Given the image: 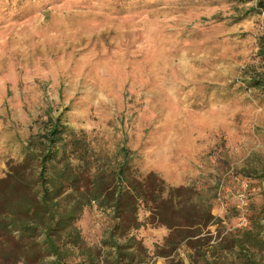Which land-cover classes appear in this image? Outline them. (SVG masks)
<instances>
[{
  "label": "rangeland",
  "instance_id": "1",
  "mask_svg": "<svg viewBox=\"0 0 264 264\" xmlns=\"http://www.w3.org/2000/svg\"><path fill=\"white\" fill-rule=\"evenodd\" d=\"M252 5L0 0V177L46 114H60L96 149L113 155L126 146L141 173L173 186L219 184L224 225L244 227L250 202L264 198V181L239 172L264 168V97L242 83L264 31V11ZM107 219L89 206L76 225L96 243ZM141 234L152 254L161 242L150 229Z\"/></svg>",
  "mask_w": 264,
  "mask_h": 264
},
{
  "label": "trees",
  "instance_id": "2",
  "mask_svg": "<svg viewBox=\"0 0 264 264\" xmlns=\"http://www.w3.org/2000/svg\"><path fill=\"white\" fill-rule=\"evenodd\" d=\"M251 1L248 10L264 11V0ZM242 83L264 97V31ZM46 115L0 177V264H142L152 257L186 264L180 250L187 264L195 255L221 264L220 252L235 264H264V198L250 202L244 227L227 229L212 212L213 201L224 197L219 184L169 185L156 172H139L126 146L113 155L96 149L60 114ZM239 172L264 181V168ZM89 206L108 217L96 243H87L76 225ZM145 226L168 230L152 254L140 235Z\"/></svg>",
  "mask_w": 264,
  "mask_h": 264
},
{
  "label": "crops",
  "instance_id": "3",
  "mask_svg": "<svg viewBox=\"0 0 264 264\" xmlns=\"http://www.w3.org/2000/svg\"><path fill=\"white\" fill-rule=\"evenodd\" d=\"M166 182V181H165ZM167 183V182H166ZM213 206H214V208H213V213L215 214L217 211V213L218 214H216V215H220V216H222L223 217V214H220V212H223L224 210H225V208H224V206L223 205H221V204H219L217 201H213ZM145 229H150V230H152V231H154L155 232V236H154V234H153V236H154V242H157V243H159V242H162L163 241V238L167 235V233H168V230H167V228L166 227H164V226H158V227H150V226H145V227H143V229H141L140 230V235L142 236V234H141V231L142 230H145ZM142 241H143V239H142ZM145 242V241H144ZM153 243V242H152ZM150 248V247H149Z\"/></svg>",
  "mask_w": 264,
  "mask_h": 264
}]
</instances>
